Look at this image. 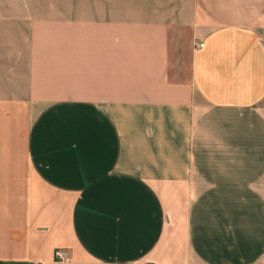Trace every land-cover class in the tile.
<instances>
[{
    "label": "crops",
    "instance_id": "0c3cea01",
    "mask_svg": "<svg viewBox=\"0 0 264 264\" xmlns=\"http://www.w3.org/2000/svg\"><path fill=\"white\" fill-rule=\"evenodd\" d=\"M84 14L4 84L0 264H264V0Z\"/></svg>",
    "mask_w": 264,
    "mask_h": 264
},
{
    "label": "rangeland",
    "instance_id": "374dc122",
    "mask_svg": "<svg viewBox=\"0 0 264 264\" xmlns=\"http://www.w3.org/2000/svg\"><path fill=\"white\" fill-rule=\"evenodd\" d=\"M104 2L113 0H0V126H24L22 117L6 115L13 108L2 97L5 82L13 79L17 83L22 79L20 74L25 71L28 32L33 20L83 16Z\"/></svg>",
    "mask_w": 264,
    "mask_h": 264
},
{
    "label": "built area",
    "instance_id": "2783aa9c",
    "mask_svg": "<svg viewBox=\"0 0 264 264\" xmlns=\"http://www.w3.org/2000/svg\"><path fill=\"white\" fill-rule=\"evenodd\" d=\"M203 44L200 43L198 44V47L202 46ZM54 255L57 257L58 260L60 261H68L69 260V256H66V253L61 249V248H57L54 250Z\"/></svg>",
    "mask_w": 264,
    "mask_h": 264
}]
</instances>
